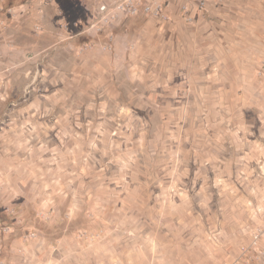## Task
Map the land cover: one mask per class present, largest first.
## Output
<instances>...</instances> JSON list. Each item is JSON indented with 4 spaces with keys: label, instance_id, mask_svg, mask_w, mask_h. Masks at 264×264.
Here are the masks:
<instances>
[{
    "label": "rangeland",
    "instance_id": "rangeland-1",
    "mask_svg": "<svg viewBox=\"0 0 264 264\" xmlns=\"http://www.w3.org/2000/svg\"><path fill=\"white\" fill-rule=\"evenodd\" d=\"M40 1L0 0V264L66 234L264 264V0L178 3L162 58L139 51L144 11L96 32L94 0Z\"/></svg>",
    "mask_w": 264,
    "mask_h": 264
},
{
    "label": "crops",
    "instance_id": "crops-1",
    "mask_svg": "<svg viewBox=\"0 0 264 264\" xmlns=\"http://www.w3.org/2000/svg\"><path fill=\"white\" fill-rule=\"evenodd\" d=\"M74 1L76 0H71V2ZM77 1L81 3L83 9L85 3H90V0ZM183 1L190 3V8L193 7L192 0H167V2H169L168 10L172 13L169 21L162 22L152 16L146 20L140 31L145 41H143L145 47L139 49V51H149L153 53L155 57L162 58V54L166 52L164 46H167L166 43H168L169 46V42L173 40V28L183 23L180 11L177 10L178 3ZM54 2H56L57 5L60 4L59 0H55ZM214 2H216V0H209L207 8L212 9ZM36 3L42 2L36 0ZM41 6H43V3ZM46 7L47 6H44V8ZM55 8L56 6H53V9ZM56 11L59 12V9ZM100 53V61L102 63L106 65L108 60L110 62L112 61L111 54L109 57V53L106 51H100ZM115 55L116 60L120 58L122 55L120 49ZM98 64H100V62ZM134 240L135 238L132 236L118 238L111 234L106 236L105 239L97 245L88 246L86 244L82 245V241H80L77 236L66 234L57 239L58 251L53 253L51 250L44 249L45 247H43L42 249L38 248V254L33 252L31 255L34 256L36 254L33 259L36 264H149L145 258H139L137 251L133 248L136 243Z\"/></svg>",
    "mask_w": 264,
    "mask_h": 264
},
{
    "label": "built area",
    "instance_id": "built-area-1",
    "mask_svg": "<svg viewBox=\"0 0 264 264\" xmlns=\"http://www.w3.org/2000/svg\"><path fill=\"white\" fill-rule=\"evenodd\" d=\"M94 2L95 9L87 21V31L94 29L98 32L105 27L114 28L141 11L164 21L170 19L167 0H94ZM205 3L206 0H200V4ZM261 236H264L262 229L255 232L254 242L257 243ZM261 253L264 256V251Z\"/></svg>",
    "mask_w": 264,
    "mask_h": 264
}]
</instances>
